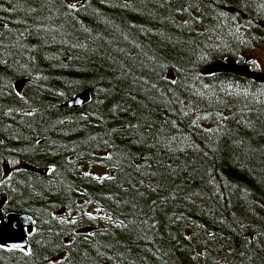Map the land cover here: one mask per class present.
Returning a JSON list of instances; mask_svg holds the SVG:
<instances>
[{"label": "trees", "instance_id": "trees-1", "mask_svg": "<svg viewBox=\"0 0 264 264\" xmlns=\"http://www.w3.org/2000/svg\"><path fill=\"white\" fill-rule=\"evenodd\" d=\"M262 24L264 0H0V195L35 220L0 264H264V82L204 72L259 70Z\"/></svg>", "mask_w": 264, "mask_h": 264}, {"label": "water", "instance_id": "water-1", "mask_svg": "<svg viewBox=\"0 0 264 264\" xmlns=\"http://www.w3.org/2000/svg\"><path fill=\"white\" fill-rule=\"evenodd\" d=\"M262 25L264 26V24ZM222 71L233 72L237 75L264 82V72L253 70L249 65L238 63L234 58L210 63L204 69L205 73ZM24 84L25 80H18L16 82L17 89L21 90ZM91 98L90 89H86L69 99L65 105L73 109H79L87 105ZM25 167L41 174H46L47 172L46 167H35L33 165ZM7 202L8 197L0 195V248L17 247L27 250L29 248L30 235L35 228V220L29 213L5 212L4 206Z\"/></svg>", "mask_w": 264, "mask_h": 264}, {"label": "rangeland", "instance_id": "rangeland-1", "mask_svg": "<svg viewBox=\"0 0 264 264\" xmlns=\"http://www.w3.org/2000/svg\"><path fill=\"white\" fill-rule=\"evenodd\" d=\"M79 0H70V2H78ZM249 59L256 60L259 63V70L260 72H264V49L261 47L256 48L254 51H252L250 54H248ZM252 69V68H251ZM105 171V170H103ZM88 211L91 214H94L96 216H100L102 218L106 217L107 215L100 209V207L95 203H90L88 206Z\"/></svg>", "mask_w": 264, "mask_h": 264}]
</instances>
